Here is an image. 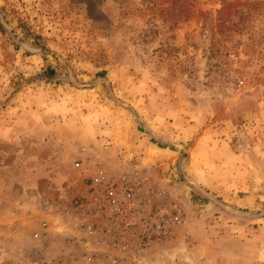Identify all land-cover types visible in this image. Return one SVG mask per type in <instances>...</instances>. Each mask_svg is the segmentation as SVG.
I'll return each mask as SVG.
<instances>
[{
  "label": "rangeland",
  "instance_id": "rangeland-1",
  "mask_svg": "<svg viewBox=\"0 0 264 264\" xmlns=\"http://www.w3.org/2000/svg\"><path fill=\"white\" fill-rule=\"evenodd\" d=\"M0 23V264H110L94 193L123 174L169 231L144 247L136 218L120 264H204L203 208L264 225V0H0Z\"/></svg>",
  "mask_w": 264,
  "mask_h": 264
},
{
  "label": "crops",
  "instance_id": "crops-1",
  "mask_svg": "<svg viewBox=\"0 0 264 264\" xmlns=\"http://www.w3.org/2000/svg\"><path fill=\"white\" fill-rule=\"evenodd\" d=\"M151 122L155 126L159 125L158 120L156 121L153 116ZM196 177L197 182L211 190H217L219 187L220 182L214 181L206 173L197 172ZM178 198L190 204L188 197L187 199L181 196ZM247 198L234 197L232 199L236 204L243 205L248 200ZM200 211L199 215L192 217L193 219L185 220L184 230L195 238L194 247L199 250V261L204 264H253L252 260L256 256L255 247H260L259 242L264 243V225L259 224L258 228L251 229L249 222L252 220L247 222L238 220L240 212L232 207L227 212L221 213L220 211L217 213V209L209 213L205 208ZM209 214H212V217L208 218ZM250 246L254 250L249 251ZM238 254H241L244 259H237ZM258 255L260 256L259 263H264V260H261V258L264 259V253L258 251Z\"/></svg>",
  "mask_w": 264,
  "mask_h": 264
},
{
  "label": "built area",
  "instance_id": "built-area-1",
  "mask_svg": "<svg viewBox=\"0 0 264 264\" xmlns=\"http://www.w3.org/2000/svg\"><path fill=\"white\" fill-rule=\"evenodd\" d=\"M140 179L137 176L123 174L115 178L104 179L100 190H96L95 209L104 217L105 223L101 227V232L111 237L108 245L119 249L109 257L110 264H120L123 255H119L128 248L129 236L135 231L134 220L140 218L142 221L141 231L144 247L149 244L164 240L168 227L163 223V213L154 211L153 214L144 218L143 203L137 197ZM117 217L114 229L109 226Z\"/></svg>",
  "mask_w": 264,
  "mask_h": 264
},
{
  "label": "trees",
  "instance_id": "trees-1",
  "mask_svg": "<svg viewBox=\"0 0 264 264\" xmlns=\"http://www.w3.org/2000/svg\"><path fill=\"white\" fill-rule=\"evenodd\" d=\"M0 30L2 32L6 31V28L0 23ZM29 29H24V34L25 35H29L32 34ZM40 37V35L35 34L34 35V42L35 44H38V38ZM57 70L55 67H53L52 65H47L46 67L43 68V70L41 71V73L39 74L40 77L45 78V79H50L51 77H54V75L56 74Z\"/></svg>",
  "mask_w": 264,
  "mask_h": 264
}]
</instances>
